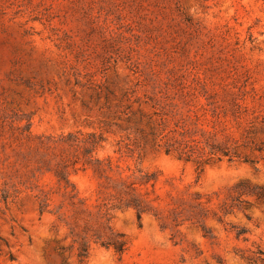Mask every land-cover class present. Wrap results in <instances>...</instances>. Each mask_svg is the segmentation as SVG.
<instances>
[{"label":"rangeland","instance_id":"obj_1","mask_svg":"<svg viewBox=\"0 0 264 264\" xmlns=\"http://www.w3.org/2000/svg\"><path fill=\"white\" fill-rule=\"evenodd\" d=\"M231 103L248 134L213 121ZM182 124L258 170L223 159L197 182L163 148ZM241 182L264 188V0H0V264H264ZM118 232L120 255L100 244Z\"/></svg>","mask_w":264,"mask_h":264},{"label":"trees","instance_id":"obj_2","mask_svg":"<svg viewBox=\"0 0 264 264\" xmlns=\"http://www.w3.org/2000/svg\"><path fill=\"white\" fill-rule=\"evenodd\" d=\"M231 104L232 107L229 110L226 108L219 109L218 106L211 109L213 121L217 123H223L227 120L226 118L231 115L238 125H241L243 122L249 124L251 123L250 127L245 129L248 134L255 125V121L257 120L258 116L255 115L250 117L247 105L245 103ZM207 114L208 109L206 108L202 115L196 113L197 120H200L201 116H207ZM169 132H171V130ZM172 132V135H169V133L164 134L167 140L165 141L163 148L167 153H174L180 159L185 161H193L196 171L198 172L196 179L197 182L201 177V173L205 171L207 165L209 164L226 159L229 163H247L257 171L258 163L263 158L260 156H252L250 152L243 151L241 149V144H237V142L233 141L229 134L226 133H219V131H215L211 136L206 137L201 135L200 137H197V130L192 133L186 127V124H182L180 129H172ZM176 134L181 137H177ZM243 146L248 147L250 151H260L262 149L260 143L254 140H246ZM234 188L237 192V195L233 198L234 203L231 205L232 208L237 207L239 209H246L256 203H264V188L262 186H252L248 183L241 182L236 184ZM243 195L255 196V201L245 198ZM136 207L137 218L140 221L141 212L144 209L139 203L136 204ZM246 215L250 219V216L248 214ZM217 218L218 220L222 221L221 216H218ZM197 222L200 221L198 220ZM199 226L203 230L204 234H208L210 232L209 228H207L202 222L199 223ZM247 231L248 229L244 226L237 227L238 236L246 233ZM123 236L124 233L118 232L111 238L100 241V244L105 247H113L114 251L120 255L126 249L127 244V242L123 239ZM259 252L261 253V251ZM79 256L80 260L87 256L86 247L83 248Z\"/></svg>","mask_w":264,"mask_h":264}]
</instances>
